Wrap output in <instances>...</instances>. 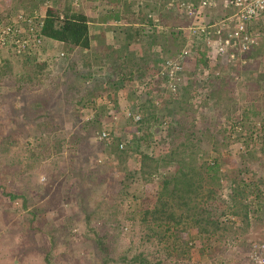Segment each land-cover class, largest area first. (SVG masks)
I'll list each match as a JSON object with an SVG mask.
<instances>
[{"label": "rangeland", "instance_id": "374dc122", "mask_svg": "<svg viewBox=\"0 0 264 264\" xmlns=\"http://www.w3.org/2000/svg\"><path fill=\"white\" fill-rule=\"evenodd\" d=\"M38 1L39 3H37ZM45 1V6L41 8L42 12L54 0H0V19L5 20L9 14L11 15L18 9H29L33 6L42 7ZM170 1L80 0V3L82 2L84 6H87L89 3L96 5L95 11L100 12L97 15L98 23L96 25L89 24L91 30L97 26L119 27L114 32V36L118 37L117 40L111 38L113 34L111 30L110 32L107 31V37L110 39V42H116L120 40L119 38L126 36L124 33L125 29L123 28L125 27V23L120 16H127L131 11L136 12L139 8L144 13L152 12L158 17L162 27L172 25V27L182 29V27L188 26L191 23H200L196 16H189L188 12L179 9L174 10L172 5L169 4ZM232 11H235V8L231 7L230 12ZM161 14L163 15L161 16ZM137 24L138 30L135 33H131L132 35L127 34L129 38V50L134 55L141 54L142 43L152 39H154L155 43L163 45L164 56L179 49L181 35L173 32L172 35L167 36L164 32H157L155 29L144 26L141 23ZM120 42L122 43L121 40ZM43 43L39 54H33L29 57L24 56L22 58L26 61L24 65H21L19 59L12 57L13 51L4 49L0 52V58H10L13 62V66L11 67L12 74L4 75L6 77L5 82L12 81L13 79L16 82L19 80L20 84L21 82L25 83L23 89L19 92L20 94H14V85H12V90L10 86L0 87V92L4 94L0 98V103L2 104L5 117H11L16 121L19 120L14 130L11 131L13 137L15 136V142L12 144L9 139L8 141L5 139L6 134L10 132V127L4 125L6 121L0 116V264H101L97 243L94 240L93 232L89 230L90 228L97 230L99 235L105 234L106 243L109 244L110 251H113L112 253L115 256L128 250L127 248L130 246L129 253L141 251L148 258L161 257L165 264L169 262H175V264H246V254L250 244L255 241H264V144L262 145L260 141L253 143L252 141H254L255 136L253 137L252 132H250L252 124L256 120L257 126L264 125L262 123L264 122V113L260 115V118H253V120L251 119L253 117L251 114H242L243 120L246 121L248 118L252 120L249 124L245 122V124L247 123L244 127L246 132H244L245 135L241 134L242 136H247L248 142L240 134L236 133L235 137L239 136V139L234 138L231 142H227L222 138L217 150L204 147L211 156H215L217 153L222 155V158L226 160V163L222 166V170H227V172H233L236 165H241L240 159L235 156V151H239L240 155L242 154L241 156L245 157L244 154L247 146L253 144L258 148L256 159L252 162L253 167L246 174L242 173V175L249 183L254 181V175L257 178L258 176L263 178V183L259 185L260 190L256 198L257 202L260 200L263 209L260 211V219L256 217L257 213L255 212L256 216H250L247 225L242 220H240V223L237 221L238 224H230L228 222L225 223V229L218 230L217 233L208 236L205 231L200 236L194 230L192 232L196 233L195 236L191 234L192 232H183L181 237L187 239L189 249L187 248L188 250L184 251L185 255L183 256L173 254L169 257L166 256L163 247L156 244L154 238L147 244L142 245L136 236L131 234V230L129 229L131 219L127 217H134L132 219L135 221V226L131 228L136 230V232H142L141 225L143 226L140 222L139 213L133 212L135 200L131 194H142L144 187L142 185H130L129 193H122L124 182L119 181L122 175L118 177L120 173L118 172L116 159L111 153L102 148V143H100L97 137L98 132L90 133L85 137L84 133H82L84 131L83 121L93 113V110H87L86 114L80 117L81 104L74 100L73 96L76 95L74 90L70 91L63 87L64 83L62 81L64 80V75L62 69L57 67V65L62 64L64 59L57 62L52 56L57 46L55 47L49 40H44ZM91 44V51L98 52L101 50L97 40H94ZM262 44L264 45V40ZM78 50L74 47L70 54L65 55V58L69 59L74 52H77L79 55ZM81 52L83 53V51ZM159 53L160 50L157 51V54ZM193 62L191 60L189 68L186 71L187 76L185 75L182 78L183 84L177 86L175 92L171 90V87L168 88L163 92L165 96L167 93H170L174 101L176 96L179 95H182V101H187L186 99L190 98L193 92L195 96L193 88L197 85L198 80L195 79V63ZM38 65L43 67H41V71L37 69ZM98 70L100 68H95V72H98ZM229 72L227 71L221 78L211 79L213 81L210 87L212 86L211 88L213 89L215 84H219L220 82H223V86L227 85V87H231L229 84V76L231 74ZM37 78L41 80V83L38 84L36 82ZM233 79L235 80L234 76ZM234 80L231 90H225V94L234 96L231 100H227L223 95L218 100L215 96L201 99L200 97H204L201 93V96L194 101L193 105L191 106L190 104V107L195 111L193 129L196 136L204 137L207 134L219 132L222 129L220 123L221 126L226 124L224 116L225 108L223 107L232 110L234 105L241 104L240 100L237 99L239 97L238 84L240 83H238V80H235L236 82ZM155 89L159 90L160 88L157 86ZM200 89V87L197 88V90ZM217 89H214L215 92L218 91ZM82 90L80 89V92ZM129 90L130 86H126L125 91L119 93L115 91L110 97V101L114 103L122 115H124L125 108L131 107L132 102L133 104H135L134 101L137 102L133 105V110H135L140 101L145 102V98H148L146 93L138 91L137 93L140 94L138 95L135 91L129 92ZM80 92L77 94L81 95ZM128 94H132L130 98ZM122 95H125V98ZM37 97H39L42 103L37 111L40 114V119H44V121L50 123L54 135H56L54 137H60L64 140L62 154H53L44 164H39L28 157L29 153L27 151V148L40 151L46 150V147L51 146L50 142H47L51 140V136L48 132L44 131L47 130L45 127L43 130L41 129V133L35 131V112L30 111L28 102ZM90 98L88 96L85 101L89 104L92 103L97 108V114L100 117H105L107 115L108 103L110 102L109 97H104V100L99 101V103ZM21 101H23L22 104ZM199 101L203 104H199ZM152 102L154 104L159 103L158 107L156 105L154 113L160 118L163 117L165 108L161 100H152ZM256 102L260 103L261 100H256ZM18 106H21L20 109L24 111V115L20 119L15 117ZM175 107L178 109L177 105ZM239 112L234 113V115L237 114L240 117ZM168 116L170 118L172 115ZM125 121H130V117L121 119V122L116 125L112 131L110 142H113L114 137H118L119 143L124 141L127 145L129 144L128 152H132L133 156H136V154H139L138 151L140 149L134 146V139L137 134L134 128L135 124H132L134 129L128 131L124 128ZM90 127L93 130H97L99 124L96 122L90 125ZM208 127H211L210 130H206ZM33 133H36L37 136H29V134ZM80 134H82V138ZM72 136H76V138H72ZM154 137L155 140L153 138V142L155 144H152L150 148L154 155L163 152V145L170 147L167 141V133L164 129H157ZM74 139L77 141H74ZM208 142L205 139L203 143L208 145ZM136 143L143 145L142 141ZM131 146L135 148L134 151H132L133 147ZM100 153L102 154L101 160H96V158L99 159ZM246 158H248L247 155ZM28 165L31 168H28ZM49 166L52 168L55 166L56 169L53 168L55 169V176L43 189H40L38 183L43 182L47 178L44 168L49 170ZM24 167H26V172L21 174ZM70 168H72V171L68 173L67 170ZM159 174H161V171H159ZM156 181L154 185H149V190L159 188L160 179ZM3 189L15 191L24 198H17L12 201L3 194ZM86 194L88 195L87 197H85ZM112 195H115L113 201L111 199ZM249 198L251 200L254 199L253 195L247 197V201ZM219 202H221V198L215 199L210 197L205 201V207L216 212L220 209L218 207ZM114 205L115 207H112ZM254 207H256V202ZM40 209L42 210L40 211ZM33 210L40 211L38 213L39 218H33ZM91 210H93V214L88 223H86L83 217L84 213H90ZM114 210H116L115 214L112 213ZM65 217L76 219L75 225L77 226L69 230L66 229ZM26 218L27 221H24ZM117 220L124 222V225L127 224L128 228L119 231L116 227ZM21 223L23 224L20 226ZM28 225L33 226V230L30 231ZM49 230H51V233L48 232ZM66 234L69 236H66ZM51 237H53V242H50ZM165 243L168 244V242ZM198 247L205 249L202 255H199V251H197ZM169 249L172 248L169 247ZM45 256L48 258V261L44 260L43 257Z\"/></svg>", "mask_w": 264, "mask_h": 264}, {"label": "trees", "instance_id": "16d2710c", "mask_svg": "<svg viewBox=\"0 0 264 264\" xmlns=\"http://www.w3.org/2000/svg\"><path fill=\"white\" fill-rule=\"evenodd\" d=\"M37 3H39V1ZM45 3L46 1L43 3L44 5L39 8L33 6L29 9H18L15 12L24 10L30 13L34 11L41 13V8L45 6ZM73 5V0H54L51 5L47 6L43 10L45 16L41 31L42 36L45 40H49L55 47L57 46L54 55H52L55 60L58 62L64 59L62 64L58 63L59 65H57V67L62 69L64 75V80L62 81V83H64L63 87L70 91L74 90L76 94L73 96L74 100L81 104L80 117L85 115L87 110H93V113L83 121L84 123L82 125H84V131L82 133H84V137L90 133H97L101 130H105L112 135V131L116 125L121 122V119H126L127 117H130V121H125L124 128L128 131L134 128L136 129L137 134L135 135L134 146L140 149L138 151L139 154H136V156H133L132 152H128V147L130 146L129 144L127 145L126 142L123 141V146L120 147L118 137H114L113 142L107 143L108 145L98 138L100 143H102V148L111 153L116 159V165L120 173L118 177L122 175L119 181L124 182L122 185V193L128 194L130 185H142V187H144L142 194H131L135 200L133 212L139 213L140 222L143 224V226L140 224L142 232H136V230L132 229L135 226V221L132 219L134 217H127L131 219L129 224L131 234L136 236L142 245L147 244L154 238L156 244L163 247L166 256L170 257L173 254L183 256L186 250L189 249L187 246V239L181 237L183 232L191 233L194 230L197 235L200 236L203 234V231H205L208 236L217 233L218 230L225 229V223L229 222L230 224H236L237 221L240 223V220H242V222L247 225L250 216L257 215L256 217L258 218L260 211L263 209L260 200L257 202L256 198L260 190L259 185L263 183V178L259 176L257 178L256 175H254V181L249 183L242 175V173L246 174V172L253 167L252 162L256 159L258 148L253 144L247 146V150L244 154L245 157L241 156L242 154L240 155L239 151H235V156L240 159L241 165H236L235 171L227 172V170H222V166L226 163L222 155L217 153V155L211 156L204 147L217 150L219 148L220 139L223 138L227 142H231L234 138L239 139V136L235 137V134L245 135V125L247 123L249 124L253 118H260V115L264 113V61L258 58L260 57L262 45L260 44L253 49L256 57V61L253 64L246 65L242 68L241 71L243 72L235 71L230 73L229 84L231 87L228 86V88L227 85L223 86V82H220L219 84L221 86L214 83L215 86L212 89L210 84L213 80H201V82L198 81L197 85L193 88L195 96L193 92L191 97L186 99L187 101H182V95H179L176 96L174 101L170 93H167L166 96L163 94V92L168 89L166 84L162 87L160 85L161 82L157 81V78L156 81L147 79L157 71L164 59L163 45L161 43H155L154 39H152L142 43V53L140 56L132 54V51L129 50V38L127 34L132 35L131 33H135L138 30L136 27L137 23L143 24L149 21V18H147L148 12L144 13L142 10H139V8L136 12L131 11L127 16H120L125 23V27L123 28L125 29L124 33L126 36L121 39L122 43L120 41L110 42V39L107 37V31L111 30V32L114 33L119 27L101 26L97 33L91 34L89 32V23L96 22L97 15L100 14V12L95 11L96 5H91V3H89L87 6H84L82 2L80 3V0H77V5ZM162 15L163 14H161V16ZM0 21L3 20L0 19ZM170 27H172V25ZM261 29L264 30L262 27L260 30ZM111 38L118 39V37L114 35H112ZM92 40H97V42H99V47H101L100 51L94 52L90 50L92 47ZM74 47L75 49H79V55L77 52H74L69 59L65 58V55L70 54ZM158 50H160L159 54H157ZM81 51H83V53ZM171 53L172 52L165 56H169ZM200 54L201 55H199L197 59L199 61H204L203 52L201 51ZM12 57L19 59L21 65L26 63V61L23 60L22 57L19 58L20 56L16 53H13ZM2 58H0V87L10 86L12 90V85H14V94H20L19 92L23 89L25 83L21 82L20 84L19 80L16 82L13 79L12 81L5 82L6 77H4V75L12 74L11 67L13 66V62L10 58ZM187 61H185L184 65L188 70L191 60L189 59ZM41 67L42 66L38 65L37 69L41 71ZM95 68H100V70L95 72ZM153 68L155 69L153 70ZM237 73H239L238 83L240 84L237 83L239 97L236 98L240 100L241 104L234 105L232 110L223 107L225 108L224 116L226 118V124L221 126L220 123L222 129H220L219 132L216 131V133L207 134L204 137L196 136L193 129L195 111L190 107V104L192 106L194 101L200 97V94H196L197 88L200 87L202 89V94L206 98L215 96L218 100L223 95L227 100H231L234 96L225 94V90H231L234 80L233 76ZM185 75L187 76V74ZM15 77H17V75H15ZM196 78L197 76L195 79ZM36 82L39 84L41 80L37 78ZM234 82L236 81L234 80ZM136 83L143 84V89L140 90ZM128 85L130 86L129 92L135 91V93H137L140 91L146 93L148 96V98H145V102L140 101L138 103L135 110H133V105L137 102L134 101L135 104H133V102L131 103V107H128L131 110V115L129 116L125 113L126 108L124 109V115H122L114 105L113 107H107V115H105V117H100V115L97 114V108L85 101L88 96L91 97V100L98 97H101L102 100H104V97H109V99H111L110 97L113 92H117V89L120 90L122 87H128ZM157 86L160 88L159 90L155 89ZM216 88H218V91H216L217 94L214 90ZM80 89L83 90L80 92ZM79 92L81 95L77 94ZM2 96H4V94L0 92V98ZM200 98L205 99L202 97ZM152 100H161V103H163V107L165 108L163 117L160 118L154 113L155 107L156 105L158 107L159 103L154 104ZM256 100H261V102L257 103ZM22 103L23 101H21V104ZM28 104L30 105V111L35 112V131L41 133V129L43 130L45 127L47 130L44 131L48 132L51 136V140L47 142H50V145L55 147L52 148L49 146L48 148L46 147V150L40 151L27 148L29 153L28 157L39 164H44L53 154H62L64 140L60 137H54L56 135H54L50 123L44 121V119H40V114L37 111L42 103L39 97L32 99ZM176 105L178 109H176ZM20 107L18 106L16 109L15 115V117L19 119L24 115V111L21 110ZM238 111H240V117H238L237 114L234 115V113H238ZM243 113L251 114L253 116L251 117L252 120L250 118L246 121L243 120ZM170 114L172 116L168 118ZM0 116L6 121L4 125L10 127V132L5 136L6 141L9 139V141L14 144L15 136L13 137L11 131L14 130L19 120L16 121L11 117H5L1 103ZM256 121L252 124V129L250 130L253 137L255 136L253 139L254 141H251L253 143L260 141L263 145L264 125L257 126ZM96 122L99 124V131L98 129L93 130L92 127H90V125ZM245 122L247 123L245 124ZM132 124H135L134 128ZM210 128L211 127H208L206 130H210ZM157 129H164L166 131L168 137L167 141L170 147L163 145V152L154 155L150 148L152 144H155L153 141L155 140L154 136ZM242 135L241 137L248 142L247 136ZM29 136L36 137L37 135L33 133L29 134ZM80 136L81 138L83 137L82 134H80ZM72 138H76V136H72ZM205 139L209 141L208 145L203 143ZM74 141L77 140L74 139ZM140 141L143 142V145L136 143ZM134 149L133 147L132 151H134ZM246 155L248 158H246ZM101 156L102 154L100 153L99 159L96 158V160H101ZM25 168L26 167L22 169L21 174L26 172ZM28 168H31V166L28 165ZM53 168H55V166ZM53 168L50 166L49 170L44 168L47 178L43 182L38 183L40 189H43L45 185L54 178L56 168ZM70 171H72V168L67 170L68 173ZM159 171H161V174H159ZM158 179H160L159 188L149 190V185H154ZM1 186L5 188L3 185ZM246 186L250 189H246ZM3 190V194L12 201L17 198H24L15 191ZM248 195H253L254 199L251 200V197L247 201ZM87 196L86 194L85 197ZM210 197L215 199L221 198V202L218 203L220 209L216 212L205 207V201ZM114 198L115 195H112V201ZM255 202L256 207H254ZM112 207H115V205ZM84 209L86 210V208ZM41 210L42 209H40V211ZM93 210H91L90 213H84L83 217L86 223H88L91 218ZM40 211L33 210V218H39L38 213ZM115 211L116 210L112 211V213L115 214ZM231 216H234L236 220H231ZM65 218L66 229L69 230L77 226L75 225L76 219L72 217ZM24 221H27V218L24 219ZM22 224L23 223H21L20 226ZM28 227L30 231L33 230V226L28 225ZM116 227L119 231H122L128 228V225H124V222L117 220ZM189 229L191 230L189 231ZM89 230L94 234V240L97 243L101 264H165L161 257L156 256L148 258L141 251L129 253L130 246L127 248L128 250L115 256L114 253H112L113 251H110L109 244L106 243L105 234L99 235L98 231L94 228H90ZM48 232L51 233V230ZM191 234L195 236L194 232ZM66 236L69 235L66 234ZM53 241V237H51L50 242ZM164 241L168 242V244ZM169 247L172 249H169ZM204 250L203 247L197 248L199 255H202ZM43 258L45 261H48L46 256ZM167 264H175V262H169Z\"/></svg>", "mask_w": 264, "mask_h": 264}, {"label": "built area", "instance_id": "2783aa9c", "mask_svg": "<svg viewBox=\"0 0 264 264\" xmlns=\"http://www.w3.org/2000/svg\"><path fill=\"white\" fill-rule=\"evenodd\" d=\"M220 0H171L170 5L174 10L188 12L189 16H196L200 23H191L182 27L179 31L181 44L178 50L173 51L169 56H164L157 71L147 79L160 81L172 91L182 85V78L185 77V61L193 60L195 73L198 81L221 78L227 71L241 72L246 65L256 61L253 49L262 45L260 60L264 61V0H224L223 11L218 16H210L209 13L217 10ZM77 5V0H73ZM231 7L235 11L230 12ZM45 14L36 11L19 10L8 18L0 21V51L8 49L24 58L39 54L44 37L42 26ZM204 16H209L205 23ZM149 21L144 26L155 29L157 32L167 33L170 26L162 27L158 17L148 12ZM203 52L204 61L197 57ZM34 52V53H33ZM63 54V53H61ZM235 80L239 79V73L234 75ZM140 90L143 84L136 83ZM198 95L202 89L197 90ZM201 96V95H200ZM199 104H202L199 101ZM114 103L109 102L108 107ZM125 113L131 115L129 108ZM88 118V116H87ZM115 118V117H113ZM97 137L105 144L109 143L112 135L105 130L98 132ZM123 142H120V147ZM230 219H234L231 216ZM246 264H264V241H255L250 244L246 254Z\"/></svg>", "mask_w": 264, "mask_h": 264}, {"label": "water", "instance_id": "95a60500", "mask_svg": "<svg viewBox=\"0 0 264 264\" xmlns=\"http://www.w3.org/2000/svg\"><path fill=\"white\" fill-rule=\"evenodd\" d=\"M224 4H225V1L224 0H220L218 2V5H217V10L210 12L209 15L210 16H218V15H220L221 12L223 11V5ZM208 19H209V16H204L205 23H207ZM173 32H175L176 34H178L179 29L178 28H169L167 30L166 35L167 36H170V35L173 34Z\"/></svg>", "mask_w": 264, "mask_h": 264}, {"label": "crops", "instance_id": "0c3cea01", "mask_svg": "<svg viewBox=\"0 0 264 264\" xmlns=\"http://www.w3.org/2000/svg\"><path fill=\"white\" fill-rule=\"evenodd\" d=\"M98 21V20H97ZM94 22V23H91L92 25H96V23H98V22ZM90 24V23H89ZM100 27L101 26H97V27H94V29L93 30H91L90 29V25H89V32L91 33V34H95V33H97L99 30H100ZM110 32V31H109ZM112 35H114V33L112 34ZM120 40L122 39V38H119ZM120 40H118V41H120ZM94 40H92L91 41V43L93 42ZM92 45V44H91ZM143 45V44H142ZM133 54V53H132ZM141 54H139V55H137V56H140ZM129 86V85H128ZM126 87V86H125ZM125 87H122L120 90L119 89H117V92L119 93V92H123V91H125ZM112 96V95H111ZM124 98H125V95H122ZM126 97H127V95H126ZM128 97L130 98V94H128Z\"/></svg>", "mask_w": 264, "mask_h": 264}, {"label": "clouds", "instance_id": "9594fccd", "mask_svg": "<svg viewBox=\"0 0 264 264\" xmlns=\"http://www.w3.org/2000/svg\"><path fill=\"white\" fill-rule=\"evenodd\" d=\"M170 28H172V27H170ZM174 28H178V27H174ZM179 31H180V29H179ZM179 33V32H178ZM166 35V34H165ZM44 40H45V38H44ZM142 93H144V92H142ZM106 96V95H105ZM107 98V97H106ZM203 98H205V96L203 97ZM109 99V98H108ZM102 100V98L100 97H98V98H96V99H94V101L96 102V103H99V101H101ZM109 101H110V99H109ZM90 105H92V103L90 104ZM87 119V118H86ZM231 220H236L235 218L234 219H231Z\"/></svg>", "mask_w": 264, "mask_h": 264}, {"label": "bare ground", "instance_id": "6f19581e", "mask_svg": "<svg viewBox=\"0 0 264 264\" xmlns=\"http://www.w3.org/2000/svg\"><path fill=\"white\" fill-rule=\"evenodd\" d=\"M18 12V11H17ZM14 13H16V12H14ZM13 14V13H12ZM10 16V14L6 17V18H8ZM188 62V61H187ZM186 71H187V69H186V67H185V74H186ZM196 77V76H195ZM196 80H198V78H196Z\"/></svg>", "mask_w": 264, "mask_h": 264}]
</instances>
